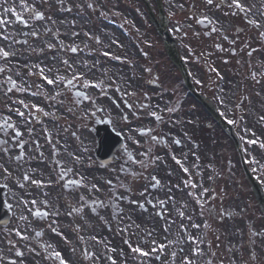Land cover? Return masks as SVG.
Instances as JSON below:
<instances>
[{"label":"snow or ice","instance_id":"snow-or-ice-1","mask_svg":"<svg viewBox=\"0 0 264 264\" xmlns=\"http://www.w3.org/2000/svg\"><path fill=\"white\" fill-rule=\"evenodd\" d=\"M42 3H48V0H42ZM55 3L59 5L58 11L60 12H71V7H65V0H55ZM204 4L206 7L211 10L212 7L219 10L226 7L229 11L224 12V15H239L243 14V17L247 24L258 30V40L264 42V31L260 29L264 27L259 20L250 19L249 15H255L253 12V7L248 6L243 0H204ZM20 5L23 12L29 13V18H25L22 15V12H18L15 7L9 5L7 0H0V60L4 61V65L0 66V75H5L3 80H0V93L3 94L5 100V109H0V153L7 156V160L3 163H0V176H3L5 183L0 185V187H8L7 181L12 177L13 170L11 169V165H16V171L20 172V177L22 181L28 182L27 187L26 183H22L20 179H17L15 183L21 190H24L22 194H18L17 192H13L9 189L11 194V198L15 201V203H5L4 207L6 208V212L4 213L8 219L0 220V228L3 230V239H0V245H6L8 253L12 258L7 259L4 255H0V264H25L27 257L25 253L34 254V259L36 260V264H48L51 261V264H75L71 259H66L60 250H56L53 248L51 244L40 243L39 246L44 251H37V247L32 243V233L34 232L35 237L37 238V242L39 243V238L44 234L43 231H36L33 227V219L30 217L36 218L38 221H44L48 217H52L51 222L47 224V228L51 231V233L60 236L65 244H71L72 242L67 239L63 235L61 231H59V224L57 223L55 217H59L62 215L58 204L51 202L50 193L45 191L46 188L50 186H54L56 188L63 189H76L83 188L89 192L95 190V192L99 193L101 189L97 186L96 183H93V179H99L93 177L90 179L88 176L84 175V168H92L94 162L90 158H86L84 153H87L88 149L83 147V142L80 139V136L77 135L76 131L71 132V137L78 141L79 144L72 148L69 151V143L65 140L61 143L62 133H68L69 128L73 127L74 124H70L68 127H63L62 125L58 127L55 133L47 127L42 126V135L45 140V143L50 145V153L51 160L45 156V153L40 149L43 147L39 143V138L36 135L35 129L33 127L34 120L33 117L36 114H42L44 117L51 118V121L57 125H60L62 116L57 113L61 110L65 114H70L73 117V121L78 123L80 127L86 128L88 122L90 120H96L98 123L99 120L97 118V114L105 111L103 107H100L97 104V99L88 95L86 91L83 90H75L77 89V85H80L82 89L96 88L103 90L104 82L100 80L98 82H92L87 79V75L89 73H93V70L100 71L99 68L100 60L97 59L93 63H88L86 60L81 61H73L69 62V59L63 58L59 55L53 56L50 58L52 64L55 65L58 63L63 66L65 72L70 73L69 76L60 75V68L50 66L49 64H45L42 61L37 63H31L30 57L32 55H43L46 49H56L57 52H78L79 46L75 44L65 45L63 41L59 42V45H55L53 43H46L45 48H34L31 47L29 43V38H44L49 33L52 35H58L59 29L56 32H52V29L45 28L43 32L37 30L31 23L30 19L35 21H50L53 25L57 23L52 16H46L44 11L37 10L34 6L29 5L26 0H20ZM77 8L80 9V13H83L84 6L77 5ZM86 7L91 9L94 7L92 3H87ZM177 7L181 10L184 9L183 4L177 5ZM51 8V5H49ZM261 16H264V11L258 10ZM10 14L14 17V21H10L6 18V15ZM115 16H119V12L112 13ZM100 17L107 19L109 13L105 11H100ZM189 19H194L196 24L206 25V24H215L212 18H210L207 14H200L199 18H197V13L195 11V6H192L191 16ZM12 23H18L24 25L25 28L30 29L29 31H22L17 33L15 30L9 31V27ZM62 24L71 23L75 25L76 21H60ZM191 28L192 26L189 25ZM176 32H182L180 27H176L173 29ZM212 32L219 31L218 28L213 27L211 29ZM81 33L80 32H71L69 38L77 37ZM85 36L90 39H94L97 44L101 41L99 37L89 36L88 32L83 33ZM195 36L200 35L199 32L193 31L192 33ZM17 35H22L24 37L23 40L17 39ZM183 37H187L188 32H182ZM207 35V33H205ZM224 39L227 40L228 37L224 36ZM6 42V43H5ZM232 44H235L236 41L233 39L231 41ZM22 45V49L18 50L15 48V45ZM28 46V47H23ZM184 47L188 48L189 52L193 50L189 48L187 45ZM215 48H220V45H214ZM223 50V49H221ZM234 51V49H233ZM257 49L253 48L248 52V56L251 57ZM27 54L29 59H25L23 62H17L15 64L12 63L13 59H17L19 57L25 56ZM104 57H109L112 60H120L121 57L116 55H111L108 51H103L99 53ZM205 54L202 52L201 56ZM211 55V53H208ZM228 61H225L227 63ZM239 63V61H238ZM83 68L84 71H78L77 69ZM211 71L216 73L217 79H223L220 73L216 69H211ZM103 75H108V69L102 70ZM16 77L15 79L13 77ZM37 77L42 82L38 84L30 83V78ZM109 80L112 81V84H115L116 81L112 79V77H108ZM252 79L256 80V74L252 73ZM19 81V82H18ZM259 82V81H257ZM121 83H125L121 81ZM196 83H200V80H197ZM53 86L49 89L47 86ZM131 85L125 84L123 91L120 87H117L115 91L120 94V98L123 101L125 107L132 113V116L136 119H140L141 110H143V114L146 117H154L155 121L158 123L164 122V117L159 114L160 112L167 111L168 113H172L176 111L174 107H166V109H161L160 106L152 105L151 98L147 93H144L143 96L147 100L144 102L137 95L135 91H128ZM75 90V91H73ZM222 91V90H221ZM30 93L32 98H42L41 103L46 104L48 107V111L45 110V107L32 102L30 99L26 101L25 98L16 97L15 94H25ZM71 94V96L69 95ZM82 101H89L90 107L81 109L79 105ZM223 102V101H222ZM115 103V101H113ZM241 105L238 103L236 105L239 108ZM119 107V105H117ZM5 110L6 113L5 114ZM223 115V113H222ZM16 118V120L13 119ZM242 120L243 117H240ZM121 120L125 123H130L129 117L127 113L122 111ZM18 121V122H17ZM260 122H264V115L259 117ZM110 122V121H109ZM182 122L180 120H176L174 124L179 125ZM229 124H235L236 120L230 119L228 120ZM23 128V131L21 130ZM157 131L153 128H135L129 129L130 133H138L140 137L146 138L145 143H141L140 139H137L135 135H128L127 140H129L133 145L136 146L135 155L141 157L140 159H136L134 152L129 150L128 145H122V152L124 157H126V162H131L133 164L139 165V172L133 173V179L143 178L146 181L144 186V190L139 193L140 197H143L144 202H139L136 199H131L129 195L120 194L112 190L108 192V195L105 199H100L97 197L92 201L91 211L93 213H97V208L100 209H108L110 206L112 208L118 207L117 201L127 200L129 205H137L138 208L147 211L145 208V204H151L154 214L157 217H160L165 221L164 227V240L167 243L158 242L155 239H144L140 238L136 241L135 245L131 241L130 237L132 235H136L134 232H130L129 230L134 226L139 229L140 225L136 224L135 221H132L131 216H127L126 218L131 221L129 225L124 228H119V234L123 236L124 233H129L128 236H125L123 239V243L127 245L130 250L127 254L124 253L123 249L119 251L111 246L110 241L105 239L99 235H91L88 238V243L96 249L95 251H90L87 248L83 249L80 253L82 259L80 264H117V259L112 255L121 258V264H128V261H131V264H149L151 259H155L159 262V264H175L176 257L179 254L182 259L180 264H200V260L202 257L208 256L210 257L208 260L204 262V264H213V257L217 255L216 252L211 251V240L208 238V232L212 230V224L209 222L212 219V213L216 211L213 208H205L207 203L208 193L215 192V189L206 188L203 185V182H193L191 179H185L182 181L183 189H188L185 193L189 196L195 204L199 207V216L200 218H204L203 224H198L195 222L192 215L187 214L188 205L185 203L182 208L183 210L176 208V201L172 196H168L167 199L158 200L155 204H153L152 199H149L146 193H148L149 188H157V187H167L168 192L171 193V187L167 185H161V181L157 178L156 175L145 176L144 173L148 171L151 165H155L156 162L160 161L162 157L158 155H153V143H164L163 139H158V136L153 134V132ZM247 131V129H246ZM26 133V136H25ZM117 135H120L118 133ZM187 135V134H185ZM255 137V133L252 134ZM244 139V137H241ZM174 145H180L181 140L177 138H173L171 141ZM248 145H258L260 149H264V141H260L259 139H249L247 140ZM29 147V151H25V147ZM34 148V151H33ZM18 149L15 155H12L14 151ZM63 150V152L61 151ZM36 153L39 155L37 156ZM67 156V162L59 159L61 155ZM187 154H184V158L186 159ZM178 165H181L183 168V172L189 174V169L187 167H183L181 160L178 159L175 155L171 157ZM0 159H3V156H0ZM116 159L115 157L113 158ZM199 157H197V160ZM40 161L41 163H45L48 172L44 173L42 169L31 167V163L33 161ZM67 163L68 166H65ZM251 163H259L254 159L249 160V164ZM100 167H107L104 164H101ZM197 169L199 165H194ZM211 167V165H209ZM123 171V167L112 168L111 173L112 177L110 179H106L103 181L105 186H113L114 180L116 184H118L121 188H126L127 193L134 194L132 186H127L119 177L118 173ZM214 171V170H213ZM75 176L78 179H67L68 176ZM218 173L214 172V175L208 176L209 181H214ZM34 176H39L40 178H33ZM127 179V178H125ZM35 186L37 195H33L31 191H28L27 188ZM180 187V185H178ZM223 195H227L226 192ZM28 197V198H26ZM214 199V197H211ZM79 201H82L84 204H87V200H85L84 196H79ZM171 204L172 208L168 209L165 205ZM47 210H41V208ZM17 209H20L17 212ZM159 209V210H156ZM171 211L172 216L169 219L166 217V213ZM11 213V216L8 214ZM73 213H81V219L84 221V225L87 226V216L83 206L80 207H72L69 211L64 213L67 216L73 215ZM15 217L14 222L11 226H9V221ZM176 217L179 218L180 224L178 227L185 234L183 237L179 236L176 240V243L179 245L178 251H171L169 260H162V256H164L165 249L170 248L173 241L168 240V236L171 235V227L176 223ZM97 218L102 221L105 225H109L108 220H105L103 216H100L97 213ZM184 221H188V223H184ZM203 228V232H199L197 235L193 236L191 234L190 229L199 230ZM81 225L76 224L72 227V231L77 234V240L80 242H85V238L82 235H79L81 232ZM155 229L146 230V236L148 238L153 237ZM255 235L264 238V231H258ZM13 237L17 239H13ZM217 240L220 239L219 236L216 237ZM142 244H150V248L148 250H144L141 245ZM23 246V250L21 248ZM202 245H206V247H202ZM219 246V245H217ZM242 247V246H241ZM52 249L51 251H48ZM3 249L0 248V251ZM229 252L239 251L235 245H232L228 248ZM71 253L74 255L76 253V248H71ZM259 257L255 253L249 254V264L251 261L258 260ZM220 264H223V261H220ZM230 264H234V261H230Z\"/></svg>","mask_w":264,"mask_h":264},{"label":"rangeland","instance_id":"rangeland-1","mask_svg":"<svg viewBox=\"0 0 264 264\" xmlns=\"http://www.w3.org/2000/svg\"><path fill=\"white\" fill-rule=\"evenodd\" d=\"M148 1H150V4L152 5L154 10V14L157 16L158 9L155 0ZM93 2L95 5H97V8L95 9L94 13H91L86 17V20L82 19V16H80L81 14H79L77 11L73 13L58 11L59 5L55 3V0H48L47 4L42 3V0H32L28 4L34 6L37 10L44 11L46 16H52V18L57 21V23L55 24L56 26L60 25L61 14H63V17L66 19V21L70 22V16L71 19L75 20L76 22H80L81 26H91L89 27V31L93 32L94 29V35L99 34L105 44H107L109 36H112L110 32L112 28L104 24V28L101 31H98L96 25L102 24L104 22V18L100 17L99 15L100 11L108 12V16L110 17H113V12H119L120 15L117 16L119 20L123 21V19H126L129 23H131L132 27L136 26L137 22L143 20L146 26L145 30L148 35L147 42H145L144 44L146 45L147 52V59L145 60V62L150 65V71L147 72L146 70H144L143 72V70H140V72L138 71V73L137 71H135V74L127 72V77L125 79H122L118 75L120 73H117L116 71L117 66L115 67V65L118 64H111L110 58H106V61L104 62L103 59L99 57V55L83 53L81 54L80 52L79 61L84 60L86 58L90 59L92 63L97 59L100 60L99 68L101 70H96L97 73L93 76V79L88 77V75H90L91 73H89L86 78L92 80V82H98L100 80H103L104 85H108L109 88L106 89L103 87V90L101 91V89L96 88L82 89L80 85H77V89L75 90L86 91L88 95L96 98L97 104L105 109V113L107 112V110H109L111 116H113L115 123L121 128L128 126V124H124L121 120L122 111L124 113H127V109L125 108V105L120 98V94L115 91V87H113L115 85H118L122 91L125 87V84L131 85V87L128 88V91H135L143 101H145V98L142 95V89L144 91H147L149 97L151 98V104H158L161 109H166V107H174L177 110L179 106L186 108L183 112V115L181 113L171 115L167 111L159 113L164 117V121H169L165 122L166 124L164 125L162 124V127H164V131L166 133L170 131L169 133L171 136L169 137L166 150L164 151V157L166 152V157L164 158V161L166 163H169L170 167H165L164 177L162 179L163 185L171 187L172 191L171 193H169L167 187H164L165 194L163 195V197L167 199L168 196H172L175 199V196H177L179 200L178 203H176V207L180 210H183L182 206L187 203V214L192 215L195 222L202 225L204 219H206L207 216H205L204 218H200L199 207L189 196L185 194L188 189H183L182 181L185 179H191L193 182L199 183L202 180L204 187L210 189L214 188L215 192L210 191L208 193V197L210 198L207 199V203L205 205V208L210 207L216 209L215 212H217V214L215 212L212 213V219L209 221L212 224V230L209 231L207 234L208 238L211 240V251L217 253L215 257L211 258L213 259V264H220L221 260L223 261V264H230V261H234V264H247L245 260L248 259L249 261V254L254 252V248L256 250V255L259 256V253H262V251L256 248L255 246L257 244L258 246L264 247V238L255 235V233L258 231H264V218H262L264 216L261 214L259 205L256 201L252 188L245 177V173L243 172L238 152L233 142L221 130L217 123H215L214 121H212V124L208 122L211 120L198 103H193V100H191L189 102L186 101L184 105H182V102L176 100L178 94L180 97L182 94H184L185 91L183 87L179 86L183 83L182 77L181 75H179V73L177 74V72L173 68H168L170 67V65L165 60H163L162 55H160L163 54V52L160 53V51H158L157 55V52H155V50L153 49L152 43H154V37L155 35H157V32L154 28L149 26L151 24V20L145 5L142 4L139 0H93ZM110 2H114L115 7L111 5L112 3ZM164 2L165 12L171 18V20L169 21V26L171 27V29L173 30L176 27H180L182 29V32H188L187 37H183L182 32H176L173 30V34H176V40H178L182 45L181 49L183 50V52L186 48L184 47V45H187L189 48H192L190 47V44H194V47L198 48L195 49V51H203L204 49V43L199 40L201 39L204 42V34L200 35L199 37L192 34L193 31L200 32L199 26L195 23L194 19H189V17L191 16V10L193 5L195 6L197 18H199L200 14L202 13H209L217 17V19L221 22L219 24L220 26H222V28L231 27L233 26V24L235 25L233 17L230 14L227 16L224 15L223 11H228L226 7L219 10L214 9V7H212L211 10H209L204 4L203 0H164ZM8 4L15 7L18 12H22V15L25 18H29V13L22 11L20 0H9ZM179 4L184 5L183 10L177 7V5ZM49 5H51V8H49ZM85 9L88 8L85 6ZM0 12H2V10H0ZM236 17H239V15H237ZM6 18L10 21H14V17H12L10 14H7ZM30 23L41 32H43L44 28L48 25H53L48 20L35 21L30 19ZM189 25H191L192 27L190 28ZM70 26V23L66 24V28L69 29L71 28ZM8 30H15L16 32L20 33L22 31H29L30 29L25 28L24 25L12 23ZM250 31H252L253 35L258 36V30L251 28ZM89 35L92 34L89 33ZM236 35H244V31H239V33ZM69 37L70 35H67L63 38L52 37L51 40L57 46L59 45L60 41H63L65 45H69V43L72 41V38ZM120 39L122 42L129 41V39H125L121 36ZM214 39L217 40L216 37H214ZM31 42V45H35L38 43L40 44L42 42V39L32 38ZM86 43H88V39L86 37H82L80 39V44L83 45ZM17 45H15V48H17ZM118 47L119 49L117 50L113 49L112 47L111 49L114 50L113 52L116 55L118 53L121 55V45H119ZM42 48H45V46ZM184 54L186 53L184 52ZM57 55L69 59V62L72 63L75 59L76 53H71L70 51L67 53H58L57 51H54V49L49 50L45 48L44 54L38 56L40 59L43 60V63L60 68V75H66L70 78L71 74L65 72L63 66L59 65L58 63L53 65L50 59H46ZM158 58L161 59L164 64L160 62L159 65L155 66L154 62ZM218 61L220 62L219 66L221 68H224L225 64L223 63L222 59H219ZM30 62L37 63L40 61L38 60ZM12 63L15 64L16 59H13ZM0 65L3 66L4 61L0 60ZM103 69H108L107 76L103 75ZM77 70L81 72L84 71L83 68H79ZM158 70H160L161 74ZM166 73H170L173 76V79L171 81L165 80L167 82H170V84L159 79V84L157 86L155 82V80L157 79L156 77H158V75L161 77L162 74ZM193 74L195 80H200V82L205 81L206 83L213 85L214 89L216 90L214 91L212 89L213 96L216 97V95H218L223 100V108H221V110L225 111V113L227 114L226 116L229 115L230 117H234L236 119V133L238 134L240 139L241 137H244V139H241V142L243 144L245 159L248 164L250 159L259 161V163H251L249 164V166L252 171H254L256 174H260V179L264 183V149H260L258 145L247 144V140L249 139H259L260 141H264V122L259 121V117L264 115V85H260L257 83L258 76L256 80L248 79L246 87H239L238 80L236 81L234 75H228V82L226 80L225 83H221L220 79H217L216 76L212 77L210 75H204V72L198 67H195V69L193 70ZM5 75H7V73L4 75H0V80H3ZM109 76L116 81L115 84H112V81L108 79ZM13 78L15 79L16 77L14 76ZM121 81H124L125 83H121ZM30 83L35 84L33 77L30 78ZM69 95L71 96V94ZM27 96L28 99H30L32 102L41 103L42 101L41 98H32L30 96V93L15 94L13 98L21 97L26 99ZM112 99H114L117 104L110 102V100ZM4 100L5 98L3 94L0 93V109H5ZM238 103L241 105L239 108L236 107ZM117 105H119V107H117ZM89 107L90 102L87 101V103L84 104L81 109ZM5 114H7L6 110ZM239 114L243 115L241 123L238 119ZM37 116H39V114H37ZM141 117L142 114L140 115V119L130 118L129 120L133 121L134 124H138L142 122ZM13 119L16 120L15 117H13ZM176 120H180L182 123L176 125L174 124ZM253 133L256 134L255 137L252 135ZM173 138L180 139L181 143L185 146V148L177 149L176 145L171 143ZM197 145L200 146V149L198 150L201 153L199 154L198 160L194 154L197 151H194V148H196ZM13 153L16 154V151H14ZM13 153L12 155H15ZM184 154H187L186 159L184 158ZM172 155L178 157V159L181 160L183 167H187L189 169V173L191 174L190 176L189 174L183 172V168L181 167V165H178L174 161L173 163L170 161ZM4 161L0 160V163H3ZM197 164L199 165L198 169L194 167V165ZM209 165H211V167H209ZM10 167L12 170H14V164H12ZM214 172L218 173L219 175L216 176V179L214 181H209L208 176L214 175ZM95 177L99 178L98 176ZM103 177H112V175L104 173ZM12 181L13 179L11 178L10 183H12ZM178 185H180V187H178ZM224 192L227 193L226 196L223 195ZM158 193L159 192H157V196L161 197ZM70 196L72 197V195ZM211 197H214V199ZM165 207L171 209L172 205L168 204L165 205ZM243 210L246 211L242 212ZM221 212H223V214H220ZM231 213H234V217L232 218ZM243 213H246L245 218L242 217L244 216ZM171 216V211L166 213V217H168L169 219L171 218ZM245 219L247 221L250 220V227H242L240 228V231L234 232V225L236 223H244L243 220ZM253 221L254 223H252ZM155 222L157 223V230L164 231V227L166 226L165 221L152 213L146 216L145 223L143 224L142 229L146 231L147 227H149V224H156ZM184 223L187 224L188 221H184ZM179 224L180 220L178 217H176V223L173 224L171 227L172 232H179ZM111 230L112 229L106 230V228L104 227L100 231L102 232L101 234L105 238V236L107 237L108 234H111L115 231ZM249 230L251 232H249ZM203 231L204 229L202 228V232ZM85 233L86 236L89 237L94 234L97 235V230L86 231ZM176 233H171V236L175 237ZM217 236L220 237L219 240L216 239ZM145 239L149 238L145 236ZM232 245H235L237 248H239V251L229 252L228 248ZM145 246L147 245L145 244ZM202 247H206V245H202ZM123 250L125 254L129 252L128 248H126L125 246ZM77 251L78 249L76 250V253L74 255L77 254ZM169 251L171 252L172 249H169ZM176 251H178V249ZM170 252L167 253L169 257ZM243 256H246L247 258L243 259ZM115 258L117 259V264H121V258L118 256H115ZM209 258L210 257L208 256L202 257L200 260V264H204V262ZM181 259L182 257L178 252L175 264H180ZM156 262L159 263L158 261H155V264H157ZM128 264H131V261H128ZM261 264H264V262Z\"/></svg>","mask_w":264,"mask_h":264},{"label":"flooded vegetation","instance_id":"flooded-vegetation-1","mask_svg":"<svg viewBox=\"0 0 264 264\" xmlns=\"http://www.w3.org/2000/svg\"><path fill=\"white\" fill-rule=\"evenodd\" d=\"M230 2V0H228ZM244 3H246L248 6L253 7L257 10H260L261 8H264V0H243ZM236 23V21L234 20ZM264 22V21H263ZM239 23V22H238ZM223 42H221V53H226L229 56L224 58V61H228L226 64L227 69L235 73L237 77L244 82L247 75L251 74L254 72L256 74V70H263L264 71V52L262 51L264 42H261L258 40L257 35H253L252 31H244V35H234V29L232 27H226L223 29ZM224 36H227L228 39L225 40ZM235 39L236 43L232 44L231 41ZM210 43L207 45L212 47L213 49L215 48L214 45L218 44V41L214 39L212 36L209 37ZM253 41L255 42L254 46H251ZM211 42H214L213 44ZM219 45V44H218ZM253 48L257 49L256 52L252 54L251 57L248 56V52L251 51ZM234 49V51H233ZM213 53H215L213 51ZM239 61V63H238ZM198 91L202 94L207 96L209 91L208 87H198ZM179 112L183 113L184 109L183 107H179ZM146 127L145 128H153L156 129L157 131L153 132V134L158 136V139H160V136H162L163 132V127H161V123H158L148 117H146ZM69 125H67L68 127ZM96 123L93 122H88V125L86 128L80 127L79 124L77 123L74 125L72 128H78V129H86L89 132L94 131L96 128ZM78 136H80L81 141L83 142V147H86L88 149L87 153H84L86 158H90L94 164L92 168H84L83 173L84 175L88 176L90 179H92L95 176H98L99 179H93V183H96L97 186L101 190H107L108 186H105L103 183V180H101V167L100 163L96 160L94 154V148L97 145V139L94 137V135H89V136H82L77 133ZM164 136V135H163ZM145 139L143 138L141 140V143H145ZM65 140L68 141L70 147L69 151L72 150L73 147L77 146L79 144L78 141H75L73 137L70 136H63L61 139V143H63ZM163 141L165 139L163 138ZM42 145V144H41ZM128 148L129 150H132L133 152L136 151V146L133 145L129 140H128ZM46 145L44 144L43 147L40 149L45 153V156L49 158V161L51 160V153L48 148L45 147ZM159 145L158 143H153V153L158 149ZM25 151H29V147H25ZM34 151V148H33ZM63 152V150H61ZM18 152V149L16 150ZM123 155V152L120 153ZM38 156L39 154L36 153ZM136 158V157H135ZM136 158V159H140ZM62 161L67 162V156L66 155H61L59 157ZM118 162H123V158L118 156L117 158ZM31 167L34 168H39L44 171L45 174L48 172V168L45 163H41L40 161H33L30 165ZM66 166L67 163H66ZM107 169L108 166L106 167ZM111 171V170H110ZM124 171V172H123ZM122 172L126 174L124 177L127 179H122V181L127 185V186H132L133 188V193L130 194L127 193L126 188H121L119 186V190L117 195L120 194H125L129 195L131 199H136L139 202H144L143 197L139 196V193L144 190V186L146 184V181L143 178H136L133 179L132 174L139 172V165L138 164H133L130 162V165L128 164V167L126 170H123ZM147 172V171H146ZM146 172L144 173L145 176H147ZM159 173V170L157 171ZM14 179L17 181V179H20L22 183H26V187L28 182L22 181V178L20 177V172L16 171L14 172ZM33 178H40L39 176H34ZM67 179H78V177L75 176H68ZM13 185H8V187H0V220H5L8 219L7 216L4 215V213L7 211L6 208L4 207V204L7 203H15V201L11 198V194L9 192V189H11L13 192H17L18 194H22L24 190H21L18 185L15 183ZM115 182V181H114ZM4 182H0V185H3ZM160 187L157 188H149L148 193L146 195L148 196L149 199L155 198V194L158 191ZM28 191H31L33 195H37L35 186H31L27 188ZM45 191H48L50 193V199L51 202L58 204L60 211L62 213L61 216L55 217L57 223L59 224V231L63 233L65 237L72 243L65 244L64 241L60 236H57L54 233H51V231L47 228V224L51 222L52 217L46 218L44 221H38L34 217H30L33 219V227L36 229V231H43V235L39 238V243L37 242V238L35 237L34 232L32 233V243L37 247V251L43 252L44 250L40 248L39 244L40 243H47L51 244L53 248L56 250H60L62 254L65 256L66 259H71L72 261L75 262V264H80L81 261V251L83 250L85 242L88 241V236H86V231H92V230H97V235L102 236V232L100 231L104 227L106 230H109L111 228V222L116 224V228L127 226L131 223L126 217L131 216L132 221H135L136 224L140 225V228L137 229L134 226L129 230L130 232L134 231H141L143 224L145 223V218L146 215L150 213V208H147V211H144L143 209L138 208L137 205H129L127 200H122V201H117L118 207L112 208L111 206L108 209H100L97 208V213L100 216H103L105 220H108L110 228L108 225H105L102 221H100L97 218V213H93L91 211L92 208V201L99 197L100 199H105L108 195V191H100L99 193L95 192L93 190L92 192H89L83 188H76V189H63V188H56L54 186H50L45 189ZM102 193V196H101ZM72 195V197L70 196ZM84 196L85 200H87V204H84L82 201H79V196ZM28 198V197H26ZM146 205V204H145ZM83 206L88 213L87 216V226L84 225V221L80 218L81 213H73L71 216H67L64 213L69 211L72 207H80ZM152 207V205H151ZM41 210H47L44 209L43 207ZM20 209H17V212H19ZM153 211V210H152ZM151 211V212H152ZM12 214L9 213L8 216H11ZM15 217L12 218V220L9 221V226L12 225L14 222ZM76 224L81 225V232L79 235L84 236L85 242H80L77 240V234L72 231V227L75 226ZM101 226V227H100ZM129 234V233H128ZM95 235V234H94ZM0 239H3V230L0 228ZM13 239H17L13 237ZM110 243H112L111 237H106ZM132 241V236L130 237ZM75 247L77 251L76 255L71 254V248ZM0 248L3 250L0 251V255H4L7 259L12 258L10 254L8 253L7 246L6 245H0ZM21 248L23 250V246L21 245ZM52 249H49L48 251H51ZM96 249L92 248L90 251H95ZM27 260L25 261V264H36V260L34 259V254H28L25 253ZM261 263L264 262L262 259L260 261ZM86 262H84L85 264ZM48 264H51V261L48 262ZM253 264H259V261H254Z\"/></svg>","mask_w":264,"mask_h":264},{"label":"bare ground","instance_id":"bare-ground-1","mask_svg":"<svg viewBox=\"0 0 264 264\" xmlns=\"http://www.w3.org/2000/svg\"><path fill=\"white\" fill-rule=\"evenodd\" d=\"M32 0H26L27 3L31 2ZM7 3H9V0H7ZM87 3H92L94 5L93 8L91 9H85V6ZM112 3L111 5H115L114 2H110ZM77 5H82L84 6L83 8V13L80 15L82 16L81 18L86 20V17L91 14V13H94L95 12V9L97 8V5L94 4L93 0H65V7H71L72 8V13L73 12H78L80 13V9L77 8L76 6ZM17 10V9H16ZM18 11V10H17ZM69 12V13H71ZM68 18V17H67ZM69 19L70 21H73V19H71V17L69 16ZM106 20V23L103 22L102 24H99V25H96L97 26V29L98 31H101L103 28H104V24H106L108 27L110 26V28H112L111 26L113 25V20L114 18L113 17H110L108 16L107 19H104ZM61 21H66V19L63 17V14H61ZM176 21V20H175ZM174 21V22H175ZM123 24L126 26V32L128 34H133V35H136V42H135V45H134V41L130 40L125 42L123 44V51L121 53V59L120 60H116L115 62L118 63V65H115L116 67V71L117 73H120L118 74L122 79H125L127 76V72H130L132 70H135V71H139L140 70V63L143 61V43L145 41V33L143 31V27H144V22L143 20L139 21L136 23V26H133L131 25V23H129L126 19H123ZM70 27L71 28H66V24H62L60 23L59 26H55V25H52V26H48L47 28H50L52 29V32H56L57 29H59V34L58 35H52V33H49L46 37L44 38H41L42 39V42L39 44H35V45H31V47H34V48H42L46 45V43H53L54 42L51 40L52 37L54 38H58V37H64L66 35H70L71 32H80L81 34L77 37H73L72 41L69 43V45L71 44H75V45H78V43H80V39L82 37H84L85 35L83 34L84 32H89V27L91 26H84L82 25L81 26V23L80 22H76L75 25L71 24L70 23ZM83 27V28H82ZM94 29H93V32L94 33ZM111 34H112V37L114 38V43L117 42L119 43V40L118 38L120 37L119 36V33L116 29L112 28V30H110ZM18 33V32H17ZM135 33V34H134ZM92 37H99L100 39V43L97 44L96 41L94 39H91V42H88L86 44H83L81 46V52H84V53H87V54H92V53H102L103 51H108L110 53V46H111V42L112 41H108L107 44H105V42L101 39L100 35L99 34H95V35H91ZM49 37V39H48ZM39 38V37H37ZM19 40H23L24 38H22L21 36H18ZM29 43H30V38H29ZM24 47H28V46H24ZM22 49V46L19 45V48L18 50H21ZM54 50H56L54 48ZM79 55H80V52H77L76 56H75V59L74 61H79ZM101 58H103L104 56L100 55ZM25 59H29L27 54L25 56H22V57H19L16 59V63L19 61V62H23ZM41 62H43L42 59L39 58L38 55H32L30 57V61H38V60ZM108 59V58H107ZM86 61H88V63H92V61L88 58L84 59ZM135 60V62H133ZM104 62L106 61L103 60ZM114 62V63H115ZM113 63V65H114ZM111 64H112V59H111ZM97 73L96 70H93V73H91L90 75H88L89 78H92L93 79V76ZM33 80H34V83L35 84H38V83H41L42 81L40 79H38L37 77H33ZM92 81V80H90ZM49 89H51L53 86L49 85L47 86ZM115 87V89L117 87H119L118 85H115L113 86ZM104 88L108 89V85H104ZM42 99V98H41ZM41 106L45 107V110L48 111V107L47 106H44L43 104H41ZM103 113V112H101ZM58 115L62 116L63 115V111L61 110L60 112L57 113ZM42 115V114H41ZM43 116V115H42ZM47 118V117H46ZM71 122H74L73 120ZM84 136H87V134H84ZM199 154V153H197ZM152 229H155V232H154V235L153 237L149 238V239H155L157 240L158 242H162V243H167L166 240H164V236L166 235L165 232H159L156 230L155 227L151 226L149 227V230H152ZM201 229L199 230H192L190 229L191 231V234L193 236L197 235L199 232H200ZM179 236L183 237L185 234L182 232L181 229H179ZM140 238H143L142 235H139L137 236V238H135V240L137 241L138 239ZM178 238V235H176L174 238L173 236L169 235L168 236V240H171L173 241L172 243V251H176L179 247V245L176 243V240ZM117 239L118 241L120 242V237L119 235L117 236ZM116 248L119 250L121 249V246L120 245H115ZM150 244H148V249L150 248ZM142 247V245H141ZM171 248V247H170ZM147 249V250H148ZM170 252L169 251V248L165 249V255L162 256V260H169V256L167 255V253ZM155 259H151L149 261V264H155ZM157 263V262H156ZM159 264V263H157Z\"/></svg>","mask_w":264,"mask_h":264},{"label":"water","instance_id":"water-1","mask_svg":"<svg viewBox=\"0 0 264 264\" xmlns=\"http://www.w3.org/2000/svg\"><path fill=\"white\" fill-rule=\"evenodd\" d=\"M165 37H166L167 40H169V37H168L166 34H165ZM172 56L175 58V55H174V54H172ZM225 128H226V130L229 132V134H231L232 136H234V134H233V130H232L231 127L225 126ZM235 142H236L237 146H239V145H238V141L235 140ZM247 173H248V172H247ZM248 175H249V173H248ZM249 177H250V179H252L250 175H249ZM252 183H253V186H254V188H255V191H256V194H257L258 200L260 201L261 205L264 207V196L262 195V193H261V191H260L258 185L256 184V182H255L253 179H252Z\"/></svg>","mask_w":264,"mask_h":264}]
</instances>
